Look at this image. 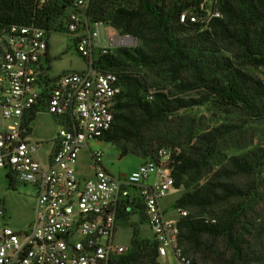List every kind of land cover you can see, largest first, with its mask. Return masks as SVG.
Listing matches in <instances>:
<instances>
[{"label": "built area", "instance_id": "1", "mask_svg": "<svg viewBox=\"0 0 264 264\" xmlns=\"http://www.w3.org/2000/svg\"><path fill=\"white\" fill-rule=\"evenodd\" d=\"M68 1L64 27L84 60L81 70L51 75L44 27L34 22L0 26V169L29 186L34 199L33 218L23 229L0 222V264H113L124 253L115 241L118 220L135 206L142 210L158 257L194 264L179 241L186 210L177 208L175 218L162 204L175 188L171 150L159 147L154 158L116 176L104 167L103 150L91 146L112 128L114 105L123 92L118 73L98 68L94 54H107L133 37L93 19L87 10L92 0ZM205 2L199 12H182L179 22L206 27L220 17ZM41 112L59 124L53 149L31 138L32 122ZM82 151L87 165L80 173ZM4 215L0 208V218Z\"/></svg>", "mask_w": 264, "mask_h": 264}, {"label": "rangeland", "instance_id": "2", "mask_svg": "<svg viewBox=\"0 0 264 264\" xmlns=\"http://www.w3.org/2000/svg\"><path fill=\"white\" fill-rule=\"evenodd\" d=\"M48 3L50 8L54 4L59 7L51 13L49 22V61L52 66L51 69L49 65V72L56 76L82 68L84 60L75 50L72 37L64 27L65 12L71 10V7L67 6L68 0H50ZM205 3L207 7L216 8L214 0H207ZM63 6H66V11ZM136 6V0H92L87 10L93 19L101 20L114 28L119 35L133 37L131 43L124 42L121 47H141L145 50L139 38L113 27L110 23L116 8L134 9ZM2 31L3 28L0 27V34ZM101 34L103 35V30ZM220 46L219 53L231 57L234 63H237L233 57L235 51H228ZM118 47H113L109 54L116 55ZM98 56L99 53L95 52L94 58ZM242 68L264 85V67L245 63ZM101 69L136 76L142 86L141 96L144 101L151 100L150 96L156 91L169 97L193 100L205 97L199 104L179 109L147 124L137 136L130 139L120 138L118 141H104L100 145L103 150V164L109 172L121 176L136 168L143 160L154 158L157 148L161 146L175 154H181L192 165L164 198L162 204L165 211L173 212L172 215L178 218L176 209L181 208L186 210L187 216H205L214 218L215 222L231 214L235 222L234 228L243 238L244 251L252 256L253 264H264V118H252L238 105L221 104L212 96H208L203 88L183 89L179 79L172 78L167 67L147 69L126 63L119 68L101 66ZM58 126L55 121L51 125L53 137ZM205 134L216 138L210 151ZM91 146H95L94 142ZM122 150L127 153L123 155ZM144 151L147 153L144 154ZM243 154H248L256 160L252 175L241 174L231 178L221 176V170L228 166L229 157ZM79 163L85 172L87 158L83 151L80 153ZM221 184L241 190L242 196H232L206 206L177 204V200L185 194L201 196L212 191L220 194ZM31 192L29 186L14 182L0 169V208L5 214L0 218V222H5L15 229H23L34 214ZM115 241L124 246L123 254L138 248L137 259L129 264H178L170 255L167 263L156 256L151 231L142 210L136 206L130 214L118 220ZM180 246L194 264H227L231 255V249L224 236L200 235L191 241L183 233Z\"/></svg>", "mask_w": 264, "mask_h": 264}, {"label": "trees", "instance_id": "3", "mask_svg": "<svg viewBox=\"0 0 264 264\" xmlns=\"http://www.w3.org/2000/svg\"><path fill=\"white\" fill-rule=\"evenodd\" d=\"M49 1L40 4L38 0H0V26L34 22L49 30L51 13L59 8L56 4L50 8ZM136 1L134 9L116 8L110 23L139 38L145 50L141 47H118L116 55L107 53L98 56V68H119L126 63L147 69L167 67L172 78L179 79L183 89L203 88L208 96L221 104L238 105L246 115L254 119L264 118V85L242 68L245 63L264 67V0H214L220 17L212 18L206 27H201L199 22H179L182 12H199V4L203 0ZM220 45L225 50L235 51L233 57L237 63L219 53ZM117 73L123 83V92L114 105V123L104 141L130 139L147 124L205 99L169 97L156 91L151 100L144 101L142 86L136 76ZM205 137L210 151L216 138L212 135ZM121 153L124 155L127 152L122 150ZM171 157L176 186L192 164L181 154L172 152ZM254 160L248 154L230 156L228 166L221 170V176L252 175ZM242 194L237 188L221 184L220 194L214 191L201 196L185 194L177 200V204L206 206ZM179 226L180 238L185 233L191 241L200 235L224 236L231 249L227 264H253L252 256L244 251L243 238L237 234L231 214L214 224L186 216ZM153 249L157 256L154 243ZM137 250L117 256L113 264L134 262Z\"/></svg>", "mask_w": 264, "mask_h": 264}, {"label": "crops", "instance_id": "4", "mask_svg": "<svg viewBox=\"0 0 264 264\" xmlns=\"http://www.w3.org/2000/svg\"><path fill=\"white\" fill-rule=\"evenodd\" d=\"M46 58H47L48 64L50 63L49 64L50 65V68L52 69L51 61H49L50 60V56H49V42H48V51H47V57ZM83 68H84V66L82 68H80V69H77V70H81ZM54 75H56V74H54ZM53 122H54V119L49 114H47L45 112L38 113L35 116V118H34V120L32 122L31 138H33L35 140L42 141L44 143V146L46 148L53 149L54 146H55V136L53 137L52 129H51V125H52ZM102 143H104V141H102V142H94V145H95L94 147L101 148L100 145ZM85 155H86V152H85ZM79 172L80 173H83L84 172L81 169V164H80V167H79ZM163 200H162V202H163ZM33 208H34V206H33ZM130 213L131 212H129V214ZM169 214L171 215V212ZM161 259L164 262H166V263L168 261V257L167 258H161Z\"/></svg>", "mask_w": 264, "mask_h": 264}, {"label": "bare ground", "instance_id": "5", "mask_svg": "<svg viewBox=\"0 0 264 264\" xmlns=\"http://www.w3.org/2000/svg\"><path fill=\"white\" fill-rule=\"evenodd\" d=\"M133 40V39H132Z\"/></svg>", "mask_w": 264, "mask_h": 264}, {"label": "water", "instance_id": "6", "mask_svg": "<svg viewBox=\"0 0 264 264\" xmlns=\"http://www.w3.org/2000/svg\"><path fill=\"white\" fill-rule=\"evenodd\" d=\"M135 39V38H134Z\"/></svg>", "mask_w": 264, "mask_h": 264}]
</instances>
